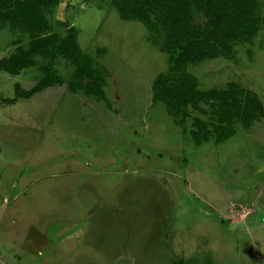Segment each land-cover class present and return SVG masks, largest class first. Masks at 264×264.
Returning a JSON list of instances; mask_svg holds the SVG:
<instances>
[{
	"label": "rangeland",
	"instance_id": "374dc122",
	"mask_svg": "<svg viewBox=\"0 0 264 264\" xmlns=\"http://www.w3.org/2000/svg\"><path fill=\"white\" fill-rule=\"evenodd\" d=\"M257 3L263 21L251 39L236 42L230 55L187 64L199 90L236 83L264 105V0ZM45 12L51 33H77L103 72L111 107L69 91L76 67L64 57L26 71L24 89L51 61L63 80L28 107L5 103L15 99V83L1 74V138L33 148L22 153L31 161L16 202L26 234L21 218L9 227V239L26 246L20 264H264V118L250 128L236 119L233 137L197 144L196 119L214 129L211 104L171 115L153 101L154 80L171 66L163 35L123 19L112 0H60ZM193 15L195 25L206 22L195 6ZM20 37L0 30V59ZM17 247L0 242L7 255Z\"/></svg>",
	"mask_w": 264,
	"mask_h": 264
},
{
	"label": "trees",
	"instance_id": "16d2710c",
	"mask_svg": "<svg viewBox=\"0 0 264 264\" xmlns=\"http://www.w3.org/2000/svg\"><path fill=\"white\" fill-rule=\"evenodd\" d=\"M59 2L0 0V27L8 26L22 34L15 43L18 44L15 51L0 60V71L18 75L26 68L38 66L40 59L54 61L64 57L76 67L69 91H83L86 96H95L111 107L103 87V72L96 69L92 58L82 52L77 33L70 30L62 36L50 32L45 9H54ZM112 3L123 19L139 20L152 35L164 36L162 49L169 54L171 66L168 74H159L153 82L154 103H163L171 115H177L190 105L211 104L217 116L214 129L196 119L192 137L197 144L212 139L222 142L233 137L236 119L250 128L259 118H264V105L255 92L236 83H230L224 89L201 91L197 78L186 67L190 62L219 54L230 55L236 42L251 39L263 21L257 0H112ZM194 6L205 16L204 24L195 25ZM53 61L42 66L44 77L31 89L16 83V96L30 98L62 84V78L54 71ZM175 264L185 262L179 259Z\"/></svg>",
	"mask_w": 264,
	"mask_h": 264
},
{
	"label": "crops",
	"instance_id": "0c3cea01",
	"mask_svg": "<svg viewBox=\"0 0 264 264\" xmlns=\"http://www.w3.org/2000/svg\"><path fill=\"white\" fill-rule=\"evenodd\" d=\"M8 28L9 31L11 32L12 30L6 26V27H0V30ZM18 41L16 38L12 40L10 43L11 45V51L8 53L6 57H9L16 49L18 44H15ZM25 42L27 40H24ZM2 59V58H1ZM0 59V60H1ZM38 67V66H34ZM32 68V67H30ZM30 68L24 69L20 74L18 75H11L8 74L7 72L0 71V76L1 74H8L11 76V80L13 84L19 83L21 86H23L22 82L27 81L25 78L26 71L29 70ZM36 69V68H35ZM36 76V75H34ZM5 78V77H4ZM7 78V77H6ZM1 79V77H0ZM54 87V86H53ZM52 87L48 88L51 89ZM14 92L13 94L15 95V85H14ZM46 89V90H48ZM46 90L39 92L35 95H33L30 98H22V97H17L15 95V101L13 102H5L9 103L12 105H17V104H22L24 105L26 102H29L32 100L37 95H44ZM1 91V89H0ZM1 95V94H0ZM3 102V101H2ZM25 102V103H23ZM28 103H26L27 105ZM29 105H27L28 107ZM27 114L29 116V111L27 110ZM12 130H15L16 133L17 131L23 130L22 124L19 126H11ZM0 130L3 131L2 124L0 123ZM0 133V242L3 243V246L6 248H10L11 246L17 247V241L19 240L18 237H14L12 239H9L10 231L9 227L11 223L18 222V220L21 218V232L25 236L26 234V223L24 220V211L16 205V202L20 200V198L25 194V187H26V180L29 176V169L30 161L27 162V158L22 156V153L25 151H33V148L28 147L26 144L20 141L16 140H7L6 138H1ZM15 133V134H16ZM6 136H10V133ZM14 137V135L12 136ZM33 180H38L37 178H34ZM7 226V227H6ZM4 233V234H2ZM8 233V234H7ZM17 248L21 249L20 251L14 252L13 254L8 253V255L3 252V249L1 250L0 248V264L6 263V264H17V263H23L26 258V252L24 249L26 248L25 244L23 243L20 244Z\"/></svg>",
	"mask_w": 264,
	"mask_h": 264
}]
</instances>
